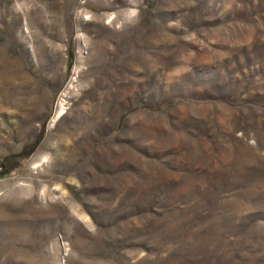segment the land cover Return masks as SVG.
I'll use <instances>...</instances> for the list:
<instances>
[{"label": "rangeland", "instance_id": "374dc122", "mask_svg": "<svg viewBox=\"0 0 264 264\" xmlns=\"http://www.w3.org/2000/svg\"><path fill=\"white\" fill-rule=\"evenodd\" d=\"M0 264H264V0H0Z\"/></svg>", "mask_w": 264, "mask_h": 264}, {"label": "bare ground", "instance_id": "6f19581e", "mask_svg": "<svg viewBox=\"0 0 264 264\" xmlns=\"http://www.w3.org/2000/svg\"><path fill=\"white\" fill-rule=\"evenodd\" d=\"M62 106H63V105H62ZM62 108H63V107H62ZM63 110H64V109H63ZM62 112H63V111H62ZM62 112H61V113H62ZM62 139L65 140V139H66V136H62Z\"/></svg>", "mask_w": 264, "mask_h": 264}]
</instances>
